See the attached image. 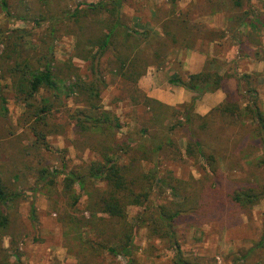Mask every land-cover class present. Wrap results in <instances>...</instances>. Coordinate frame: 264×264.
<instances>
[{
	"label": "trees",
	"instance_id": "16d2710c",
	"mask_svg": "<svg viewBox=\"0 0 264 264\" xmlns=\"http://www.w3.org/2000/svg\"><path fill=\"white\" fill-rule=\"evenodd\" d=\"M247 1L249 0H205L208 7L217 8L230 2L235 10L230 13L228 27L223 31L206 30L191 21L188 12H179L171 7L160 20L162 36L159 37L149 31L139 32L128 26L127 18L122 13L125 0L78 3L73 9L65 5L62 7L60 0H30L25 10H21L16 16L12 15L8 2L0 0V9L6 17L40 26L46 24L52 37L58 29L67 25L68 28L63 30L76 39L73 57L88 62L89 65L90 77L86 79L78 74L79 69L71 62L55 67L59 72L56 75L76 79L74 87L80 98L79 102L83 104V108L68 114V119L73 122V146L82 152L89 150L95 153L101 161L90 163L83 172L64 169L62 193L55 189L59 175L57 171L50 172L38 163L40 169L35 175L40 186L39 190L35 189V193L41 190L50 198L63 194L69 200L68 208L58 213L59 222L63 226L64 246L69 254L79 259V264H98L96 259L101 250H106L112 257L122 256L125 264H137L132 254L137 250L135 239L140 228L146 229L147 238L156 237L168 243L174 252V264H191L182 258L175 238L176 226L216 225L220 230H229L239 226L243 215L264 199V111L260 108L256 87L248 83L249 75L239 76L235 71L221 74L219 70L224 64L214 57H208L199 73L189 74L185 80L179 76L172 77L168 81L170 85L195 94L190 103L184 106L180 125L172 124L174 115L169 105L149 98L138 87L139 80L147 75L148 70L160 65L174 51L195 50L199 46L224 39L228 33L235 39L239 51H242L243 42L237 38L241 26L249 23L254 31L264 33V22L260 20L262 15H256L251 9L240 11ZM7 34L11 35V49H7L1 59L6 64L11 89L17 101L25 107L22 119L33 134L34 146L48 149L46 137L65 132L64 125L51 122L49 101L36 99L40 90L56 91L55 74L51 69L54 61L51 48L47 49L48 52L41 60L35 59L38 64L45 61L42 69H38L33 58L21 51L14 52L17 53L16 59L10 64L6 61L11 58L13 48L21 46L20 39L24 35L21 31ZM249 42L258 47L254 55L259 54L258 60L264 62V48L260 47L259 41L250 37ZM104 58L105 70L129 87L128 98L131 105L148 108L152 113L151 124L160 125L166 131L151 134L147 129H141L139 136L144 143L141 151L135 147L136 141L130 138H126L124 145L116 146L115 136L121 129V124L101 104V94L108 86L101 73ZM218 90L224 93V100L208 114H197L194 111L196 101L202 95ZM246 99L245 106L241 107V102ZM250 123L255 125L253 131L256 136L253 140L249 137L251 130L247 124ZM179 126L187 130L186 157L193 160L194 164H201L205 179L196 180L190 176L185 181L176 178L171 172L164 177L143 173L140 164L148 162L158 166L159 153L164 149H171L173 156H178V159H174L176 162H185L171 137ZM228 126L234 129L228 143L232 142L230 145H219L214 150L208 143L204 144L201 132L205 131V135L208 134L211 140L218 142L224 137L227 130L225 127ZM1 150L2 144L0 152ZM117 150L130 155L128 164L121 165L117 162L114 158ZM221 151L224 155H230L224 160V171H221L218 162L220 156H216ZM244 151L260 154V158L247 164L245 172L242 168V163L245 162L235 155ZM24 155L28 153L25 151ZM21 164L24 170L31 168L22 160ZM24 173L13 165L12 178L16 182L20 181ZM234 173L241 174L244 178L234 179L229 176ZM96 181L102 182L104 188L97 187ZM13 184L0 163V254L4 255L0 264H10L7 260L8 250L1 243V239L9 234V205L16 204L22 198L21 193L13 189ZM74 185L87 195L90 219L86 222L72 214L79 200L72 192ZM162 189L177 201L158 202L152 193ZM129 206L142 208L135 225L126 221ZM31 212L34 218L33 207ZM84 227H91L108 241L114 240L112 243L118 245V250L104 245L96 247L89 241H83L80 231ZM10 245L9 250L13 251V243L10 242ZM263 248L264 231L254 248L246 255ZM15 258L14 264H22L18 255Z\"/></svg>",
	"mask_w": 264,
	"mask_h": 264
},
{
	"label": "rangeland",
	"instance_id": "374dc122",
	"mask_svg": "<svg viewBox=\"0 0 264 264\" xmlns=\"http://www.w3.org/2000/svg\"><path fill=\"white\" fill-rule=\"evenodd\" d=\"M10 6L13 16L19 14L21 10H25L30 0H6ZM102 0H60L62 7L67 6L70 9L75 8L78 3H97ZM174 2V3H173ZM44 7V6H43ZM174 7L176 11L188 12L191 21L200 24L204 29L209 30L205 24L208 19L215 14H227L229 23L230 13H234L230 2L225 5L208 7L205 0H125L122 13L127 18V24L130 28L139 32L149 31L150 33L161 37L162 30L159 27L160 20L163 19L164 14ZM220 8V10H219ZM219 10L214 12V10ZM251 9L260 16V20L264 22V0H249L245 6L240 9L248 11ZM263 10V11H261ZM213 11V12H212ZM152 16H150V14ZM132 15V16H131ZM68 28L67 25L62 26L61 30H57L52 37L48 32V25L41 26L30 22L26 23L15 18L6 17L0 9V144L2 150L0 152V163L4 168L5 174L9 180L12 181L13 189L21 193L22 198L14 205H9L10 229L8 236L1 239L2 247L8 250L9 257L7 258L10 264L16 262L15 255L19 256L22 264H79V259L69 254L67 248L64 246L63 226L59 222V212H64L68 208L69 200L67 196L60 194L55 198H50L44 192L39 190L38 179L35 177L38 172L39 165L47 168L50 172L57 171L59 175L56 178L55 189L63 192V170L83 172L85 168L92 162L101 161L100 157L95 153L86 150L80 151L73 146V122L68 119V114L72 113L78 108H83L80 103V98L76 93L74 87L75 78H68L64 75H59L56 65L71 62L79 69V75L83 78L90 77L88 62L82 61L74 55L75 37L67 34L63 29ZM225 29V30H226ZM213 30V29H212ZM21 31L23 38L20 39L21 46L13 48L11 58L6 62L12 63L16 59L17 53L20 51L33 58L38 69L44 68L45 61H38L35 59H42L51 48V53L54 61L51 64L54 75V85L56 91L40 90L36 95V99L40 101H49L50 103V120L52 123L62 124L65 126V132L62 135H50L46 137L48 149L34 146V137L29 126L24 123L22 116L25 112V107L17 101L15 93L11 89V82L8 79L6 72V64L2 61V56L11 49L9 46L10 32ZM259 41V45L264 43V34L261 31L238 32L239 38L243 44H251L250 37ZM221 41V40H220ZM223 43L219 45H203L197 47L195 50H177L165 57L164 61L148 70L150 75H154L155 83L152 86L156 87L161 96L170 92L175 97V87L169 84L172 77L179 76L186 79L189 75L184 69L185 55L188 51H195L206 58L211 57L221 61L224 65L220 67L219 72L224 74L226 72H237L239 62L245 63V58L253 55L245 46L242 51H239L238 44L230 33L222 39ZM219 42V41H218ZM255 46V45H254ZM223 49L226 51V57L223 60L221 54ZM258 49V48H257ZM17 52V53H14ZM254 55L258 60L260 57ZM228 59H231L230 61ZM40 62V61H39ZM235 62L237 65H235ZM167 63V64H166ZM41 64V65H40ZM101 73L108 83L101 94V104L104 110L113 113L121 124V129L115 136L116 146H122L126 143V138L136 141L135 147L140 151L143 149L144 143L141 141L139 131L147 129L151 134L155 132H166L160 125L151 124L152 113L143 105L132 106L128 98L129 87L124 84L120 78L115 77L114 74H109L105 70V58ZM219 65V64H218ZM236 70H235V68ZM42 71V70H40ZM147 73V74H148ZM77 74V73H76ZM147 76V75H146ZM144 78V77H143ZM141 78L139 82L143 79ZM259 75H249L248 83L250 86H255L258 90ZM139 89L142 88L139 86ZM256 82V83H255ZM260 86V85H259ZM179 88V87H178ZM169 89V90H168ZM145 93V92H144ZM169 94V93H168ZM190 98L187 102L175 104L170 106L174 115V122L172 124H179L183 121V109L188 105L191 98L195 94L189 92ZM145 95H147L145 93ZM205 95V94H204ZM202 95L195 103L194 111L197 105L203 98ZM148 96V95H147ZM178 95H176L177 97ZM149 97V96H148ZM151 98V97H149ZM3 99V100H1ZM154 99V98H152ZM157 100V99H155ZM166 104L162 100H157ZM247 99L241 102V107H244ZM260 108L264 111V100L260 99ZM167 105V104H166ZM180 125V124H179ZM250 128L249 137L251 140L256 136L253 129L254 123L247 124ZM227 130L225 135L219 141H214L205 135V131L201 132V137L205 144L208 143L211 149L217 148L219 145L228 146L231 141V136L234 129L230 126L225 127ZM230 128V129H228ZM187 130L179 126L171 135L177 144L185 162L179 163L174 159L178 156H173L171 149H164L159 153L158 166L152 165L148 162L140 164V170L146 174H156L158 177H164L171 172L176 178L181 180H188L190 176L196 180L205 179V175L200 168L201 164H194V161L187 158L185 154L187 144ZM253 138V139H252ZM239 142V140H236ZM28 155H24V152ZM219 163L221 171L225 170L224 160L230 155H224L218 152ZM235 155L240 156L245 163H242L243 171L245 172L247 164L256 161L260 154L255 152L246 153L239 152ZM234 155V156H235ZM130 155L124 151H118L114 158L121 165L128 164ZM21 160L29 165L30 169H23ZM202 161H200L201 163ZM13 165L17 169H21L23 176L20 181L16 182L13 176ZM234 179L244 178L243 175L234 173ZM96 186L100 189L104 188L102 182L96 181ZM72 192L78 196L79 200L72 211L79 220L86 222L90 219V213L87 210L88 199L87 195L82 193L77 185L73 186ZM153 192V191H152ZM158 202L177 201L166 190H157L152 193ZM58 199V200H57ZM32 207L34 208V218H32ZM57 209L58 211H56ZM142 208L137 206L127 207L126 221L130 225H135ZM175 238L180 246L182 258L191 264H264V248L256 250L251 255L246 253L254 248L259 241L264 231V199L256 206L248 210L242 217V223L239 226L229 230H220L216 225H188L180 224L175 227ZM80 236L83 241H89L96 247L99 245L115 247L118 250V245L114 240H106L100 236L96 230L91 227H84L80 231ZM10 242L13 243V251ZM135 244L137 250L132 254L137 264H174V252L169 248L166 241L160 240L156 237L147 238V231L145 228H140L137 232ZM14 252V254H13ZM4 255L0 254V263ZM96 262L98 264H125L126 261L122 256L112 257L106 250H101V254L97 256Z\"/></svg>",
	"mask_w": 264,
	"mask_h": 264
},
{
	"label": "crops",
	"instance_id": "0c3cea01",
	"mask_svg": "<svg viewBox=\"0 0 264 264\" xmlns=\"http://www.w3.org/2000/svg\"><path fill=\"white\" fill-rule=\"evenodd\" d=\"M149 14L150 16H152L151 13ZM255 14L257 15L258 12L256 11ZM227 19H228L227 14H215V15H212L211 18L208 19V22L205 25L207 26L209 30L213 29V30L223 31L226 29L227 21H228ZM251 29H253L252 26L249 23H247L241 26V28H239V32L240 31L250 32ZM263 41H264V38H263ZM223 42L224 41L221 40L219 42L211 43L210 45H213V44L219 45L220 43H223ZM242 46H245V48H247L248 50H250V52H253V53L258 48L257 46H254L252 44H246V43L242 44ZM260 47L264 48V43L260 45ZM226 54H227L226 51L223 49V53L221 54V58L223 60L227 56ZM185 57L186 59L184 60V69L187 70L188 74L190 75L197 74L203 69V66L206 61V56L204 57L203 55L195 51H188L186 52ZM244 59L246 61L245 63L239 62V66H238L239 68H237V70L235 67L234 68L237 71L239 76L254 75V74L259 75V81L257 83L259 88L257 90V93H258L259 99L264 100V62L262 60H256L254 58V54L251 55L250 57L248 56L247 58L244 57ZM228 60L230 61L231 59H228ZM235 65H237L236 62H235ZM154 81H155L154 75H150V73H148L147 76H145L139 82V86L149 97L157 99V100H162L169 106L187 102L191 96L189 92L182 87H179V88L175 87L174 92L176 95H178L177 97L176 95L175 97L172 96L169 91H168L169 94L166 93L161 96V93L159 92V90L155 86L154 87L152 86V84L155 83ZM224 98H225V95L221 90H218L213 93H206L201 99V101L199 102V104L197 105L195 112L201 116H204L208 114L211 109L219 105L224 100Z\"/></svg>",
	"mask_w": 264,
	"mask_h": 264
}]
</instances>
